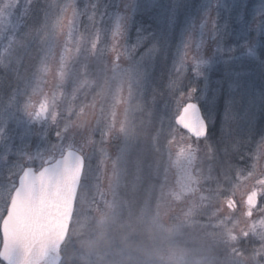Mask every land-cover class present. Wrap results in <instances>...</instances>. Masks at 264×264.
I'll use <instances>...</instances> for the list:
<instances>
[{
	"label": "snow or ice",
	"instance_id": "snow-or-ice-1",
	"mask_svg": "<svg viewBox=\"0 0 264 264\" xmlns=\"http://www.w3.org/2000/svg\"><path fill=\"white\" fill-rule=\"evenodd\" d=\"M0 264H264V0H0Z\"/></svg>",
	"mask_w": 264,
	"mask_h": 264
},
{
	"label": "rangeland",
	"instance_id": "rangeland-1",
	"mask_svg": "<svg viewBox=\"0 0 264 264\" xmlns=\"http://www.w3.org/2000/svg\"><path fill=\"white\" fill-rule=\"evenodd\" d=\"M197 2H198V0H197Z\"/></svg>",
	"mask_w": 264,
	"mask_h": 264
}]
</instances>
